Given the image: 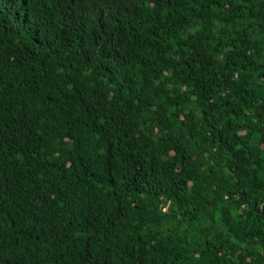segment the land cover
Masks as SVG:
<instances>
[{
	"label": "trees",
	"instance_id": "obj_1",
	"mask_svg": "<svg viewBox=\"0 0 264 264\" xmlns=\"http://www.w3.org/2000/svg\"><path fill=\"white\" fill-rule=\"evenodd\" d=\"M263 201L264 0H0V264H264Z\"/></svg>",
	"mask_w": 264,
	"mask_h": 264
},
{
	"label": "water",
	"instance_id": "obj_2",
	"mask_svg": "<svg viewBox=\"0 0 264 264\" xmlns=\"http://www.w3.org/2000/svg\"><path fill=\"white\" fill-rule=\"evenodd\" d=\"M263 205H264V201L261 202V203L259 204V207H260V210H261L262 214L264 215V213H263V211H262V206H263Z\"/></svg>",
	"mask_w": 264,
	"mask_h": 264
}]
</instances>
